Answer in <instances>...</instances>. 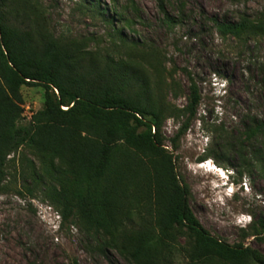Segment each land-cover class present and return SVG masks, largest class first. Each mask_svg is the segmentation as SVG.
I'll list each match as a JSON object with an SVG mask.
<instances>
[{"label": "trees", "instance_id": "16d2710c", "mask_svg": "<svg viewBox=\"0 0 264 264\" xmlns=\"http://www.w3.org/2000/svg\"><path fill=\"white\" fill-rule=\"evenodd\" d=\"M173 1L156 0L168 23ZM95 11L110 23L105 10ZM213 21L224 36L264 39V12ZM119 37L126 55L117 59L57 35L36 1L0 0V195L11 155L28 148L42 159L43 171L25 156L23 166L28 163L35 190L59 209L61 226L78 223L87 232L102 231L132 264H175L180 251L188 264H264V254L215 237L196 218L190 189L164 145L166 118H185L171 140L177 149L198 114L202 97L195 79L185 70L191 81L188 104L173 108L156 93L167 83L160 54ZM173 77H167L171 86L177 85ZM24 86L45 89L42 109L27 123ZM213 130L218 139L207 156L222 163L234 152L241 166L259 164L264 173V121L252 120L239 135L224 125ZM135 208L139 217L132 222ZM248 229L264 240V218Z\"/></svg>", "mask_w": 264, "mask_h": 264}, {"label": "rangeland", "instance_id": "374dc122", "mask_svg": "<svg viewBox=\"0 0 264 264\" xmlns=\"http://www.w3.org/2000/svg\"><path fill=\"white\" fill-rule=\"evenodd\" d=\"M34 1L57 35L83 42L90 49L110 52L117 59L125 57L121 35L129 43L156 50L167 80L156 93L173 108L188 104L191 81L185 70L192 75L202 97L198 114L177 149L171 140L185 118H166L161 130L164 145L173 153L177 172L190 189L189 205L202 225L223 241L264 254V240L248 229L253 221L264 218L261 165L246 169L234 152L222 163L207 156L218 139L215 126L224 125L239 135L252 120L264 121V39L244 42L224 36L213 21L256 16L264 12V0H175L167 8L170 23L164 20L156 0ZM98 6L106 11L110 23L97 14ZM170 73L177 85H170ZM22 94L23 123H27L42 109L45 89L24 86ZM222 143L227 145L225 140ZM23 156L39 173L43 171L42 159L33 150L23 148L10 157L5 191L0 195V264H132L109 245L102 231L87 232L78 223L62 227L59 209L35 190ZM205 161L216 169L201 165ZM138 212L135 208L132 222L137 221ZM141 213L144 216L145 210ZM179 244L183 247L184 237ZM174 254L175 264L189 263L181 251Z\"/></svg>", "mask_w": 264, "mask_h": 264}, {"label": "clouds", "instance_id": "9594fccd", "mask_svg": "<svg viewBox=\"0 0 264 264\" xmlns=\"http://www.w3.org/2000/svg\"><path fill=\"white\" fill-rule=\"evenodd\" d=\"M207 164H209V165H207ZM201 165H206L209 170L216 169V166L214 164L212 165L211 163H209V161L201 162ZM221 177H222V175H221ZM60 220H61V218H60ZM250 221H251V219H250ZM59 222L61 224V221H59Z\"/></svg>", "mask_w": 264, "mask_h": 264}, {"label": "built area", "instance_id": "2783aa9c", "mask_svg": "<svg viewBox=\"0 0 264 264\" xmlns=\"http://www.w3.org/2000/svg\"><path fill=\"white\" fill-rule=\"evenodd\" d=\"M60 214V213H59ZM59 217L61 218V215H59Z\"/></svg>", "mask_w": 264, "mask_h": 264}, {"label": "bare ground", "instance_id": "6f19581e", "mask_svg": "<svg viewBox=\"0 0 264 264\" xmlns=\"http://www.w3.org/2000/svg\"><path fill=\"white\" fill-rule=\"evenodd\" d=\"M221 177V176H220Z\"/></svg>", "mask_w": 264, "mask_h": 264}]
</instances>
